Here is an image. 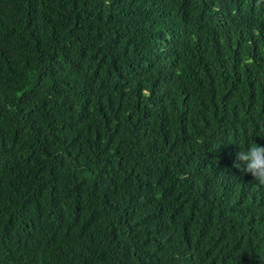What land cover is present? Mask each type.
<instances>
[{"label":"trees","instance_id":"16d2710c","mask_svg":"<svg viewBox=\"0 0 264 264\" xmlns=\"http://www.w3.org/2000/svg\"><path fill=\"white\" fill-rule=\"evenodd\" d=\"M264 0H0V264H264Z\"/></svg>","mask_w":264,"mask_h":264},{"label":"clouds","instance_id":"9594fccd","mask_svg":"<svg viewBox=\"0 0 264 264\" xmlns=\"http://www.w3.org/2000/svg\"><path fill=\"white\" fill-rule=\"evenodd\" d=\"M234 167L250 174L255 182L264 185V146L257 144L249 137L236 153Z\"/></svg>","mask_w":264,"mask_h":264}]
</instances>
